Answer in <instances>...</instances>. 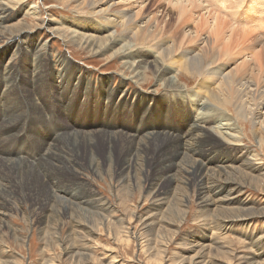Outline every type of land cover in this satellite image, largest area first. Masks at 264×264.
<instances>
[{
	"label": "bare ground",
	"instance_id": "bare-ground-1",
	"mask_svg": "<svg viewBox=\"0 0 264 264\" xmlns=\"http://www.w3.org/2000/svg\"><path fill=\"white\" fill-rule=\"evenodd\" d=\"M53 1L76 14L89 8V16H92L96 25L74 24V28L66 30L64 34H59L60 29L55 26L48 32L64 44L85 50L91 57L99 56L107 61L114 57L122 59L121 69L117 71L120 85L106 93H92L87 77L77 69L71 70L64 56L57 55V87H49L47 81L53 76L47 73L48 67L43 64L48 54L45 47L33 53L31 73L25 81L24 74L15 68L19 64L17 58L20 59L25 53L21 48L14 47V53L7 63L0 65V87H4L0 95V173L5 170L16 172L20 181L19 191H24L21 188L24 185L30 190L16 193L9 184L0 183V222L4 221L1 207L7 206L8 200L19 194L28 195L40 205L45 204L41 212L47 214L42 224L49 217L57 215V212L77 209L82 215H88L90 221L92 217H98L94 225L110 227V230L114 228L116 220L109 219V216L117 218L115 213L120 212L122 215L121 210L105 204L104 200L101 201L90 191L86 192L88 189L85 191L81 163L73 155L79 146H90L95 135L106 136L108 140H123L130 147L117 173L120 176L126 174V178L144 169L145 164L156 158L154 155L158 156L160 149L168 148L167 154H164L167 160L158 158L157 175L152 177L151 188L155 191L160 182L184 187L194 180L198 190V204L202 208L213 207L214 212L222 215H225V211L232 212L225 209L248 185L245 178L250 176L247 175L250 172L245 169H258V164H262L260 155L256 151H248L244 141L252 137L256 147L264 146V31L254 33L255 29H245L243 24L236 25L240 30L229 28L218 14L212 16L207 13L212 19V28L203 37L201 25L197 24L193 31L184 22L185 14L199 7L197 3L202 4L201 0H170L177 11V23L169 35H165V32L171 29L167 27L172 25L173 11L167 10L166 19L161 22H158L155 15L139 17L134 22L135 14L125 11L95 19L97 12L94 11L102 0ZM145 1L139 3L143 13L147 12ZM115 5L109 4L107 8ZM40 12L38 5H30L29 0H0V45L4 43L3 48H12L14 38H7L6 31L14 24L26 23L27 18L34 20L32 22L40 20ZM242 20L246 24L253 23L249 18ZM202 21L206 28L207 19ZM226 28L230 31L227 37ZM225 38L226 44L223 43ZM192 41L198 45L197 51L186 45ZM233 51L239 56L240 63L232 58L234 67L225 72L218 60ZM68 71L81 78L72 86L73 76ZM151 82L157 88L142 93L139 88ZM128 84L136 85L137 90L130 94L126 89ZM77 98L81 99L82 106L90 105V109L94 106L100 109L101 119L106 112H114L118 116L130 114L134 129L140 128L143 117L151 113L154 127L144 131L141 127L140 132L136 133L135 130L130 132L133 125H124L128 129L119 131V123L108 126L97 122H80L77 111H82V107ZM54 109L57 117L50 116ZM170 109L175 112V121L172 114L159 117ZM62 116L65 117L61 119ZM24 118L30 122L26 123ZM104 118L107 123L108 118ZM34 121H44L45 126H38ZM173 125L177 127L171 130ZM37 136L45 140L41 146L35 141ZM211 138L216 139L224 149H217ZM211 153H214L213 157H208ZM224 156L226 158L221 159L225 163L223 171L234 170V173L221 177L220 172L207 165L215 157ZM30 158H36L37 163L34 164L36 160L32 163ZM237 159L242 161V169L228 166L229 161ZM88 163V169L98 173L99 164L91 158ZM223 193L225 195L220 196ZM62 199L65 205H57L56 201ZM119 201L117 207L122 206L121 198ZM167 208L169 210V205ZM151 217L154 216L151 214ZM151 217L138 222L147 227ZM225 220L219 218V223ZM81 227L86 233H91L87 224ZM197 246L192 255L195 261L190 264H207L204 259L206 252L211 249L202 244ZM262 253L264 255L263 250Z\"/></svg>",
	"mask_w": 264,
	"mask_h": 264
},
{
	"label": "rangeland",
	"instance_id": "rangeland-1",
	"mask_svg": "<svg viewBox=\"0 0 264 264\" xmlns=\"http://www.w3.org/2000/svg\"><path fill=\"white\" fill-rule=\"evenodd\" d=\"M140 1L145 0H102L98 8L93 10L97 12L94 18L97 19L112 13L117 15L119 12L125 11L135 14L134 22L139 17L146 15H155L158 22H161L166 19V12L169 10L173 11L171 14L172 25L167 27V29L170 27L171 29H168L165 35L173 33L177 23V11L172 6L173 1L147 0L144 5L147 12L144 13L141 9L142 5L139 4ZM201 2L202 4L197 3L199 7L193 9V12L185 14L184 22L185 26L193 31L197 24L201 25L200 30L203 37L212 28V19L208 14L212 16L218 14L219 18L224 19V22L226 21L225 23L229 28L240 30L236 25L243 24L245 29H255L254 33L260 30L264 31V0H201ZM112 3L116 5L107 8ZM29 4L38 5L41 9L40 20L32 22L34 20L27 18L26 23L14 24L9 31H6V37H13L14 42L13 47H9V49L3 48L4 43L0 45V50L2 49L0 51L1 66H4L14 53V47L21 48L25 54L20 59L17 58L19 64L15 68H17V72L19 70L24 74L23 79L26 81L31 73L33 53L40 47H45L48 54L45 55L43 64L48 67L47 73L53 76L47 81L49 87H57V78L55 77L59 69L55 65V56L57 55L64 56L66 63L70 64L71 70L77 69L87 77L92 93L97 95L99 94L98 91L106 93L107 90L120 85V77H118L117 71L121 69L122 59L114 57L107 61L99 56L91 57L85 50L81 51L70 44H64L48 32L55 26L60 29L59 34H64L66 30H72L74 24L96 25L92 16H89V8H84L80 14H76L53 0H29ZM76 16H80V18ZM242 18H249L253 23L246 24ZM202 19H207L206 28ZM21 31L23 33H20ZM228 31L229 29L226 28L225 37L230 34ZM223 43H227L226 38ZM186 45L195 51L199 49L194 41ZM232 58L235 59L236 63H240L239 56L235 51L218 60L225 72L234 67ZM216 73L220 72L216 71ZM68 74L73 76L71 86L81 79L70 71ZM3 88V86L0 87V95ZM154 88L157 87L151 82L139 89L144 93L143 91L148 92ZM126 89L131 94L132 91L137 90V87L134 84H128ZM161 92L162 90L159 91V93ZM80 100L77 98V102L80 103ZM80 106L82 111H77L80 122H97L108 126L119 123L121 125L118 126L119 128L117 127L119 131L128 129L127 127L133 125L130 114L118 116L114 112H106L104 114V117L108 118L106 123L104 117L101 119L100 109L97 107L94 106L91 108L93 109L92 112H89L91 110L90 105L82 106L80 103ZM132 113L135 116L134 110ZM168 114L173 115V121L176 120L175 112L172 109L160 114L159 117L164 118ZM54 115L57 117L55 109L50 116ZM64 117L62 116L61 119ZM24 119L26 123L30 122L28 119ZM153 119V114H146L142 119L143 123H141L140 128L134 129L133 125L130 132L135 130L136 133H139L141 127L144 128L142 131L154 127L152 126ZM34 124L45 126L44 121H39V123L34 121ZM176 127L177 125H173L171 130ZM50 132L51 129H49ZM42 138L37 136L34 140L41 146L45 141ZM107 140L108 137L106 136L95 135L90 146L86 148L76 147L73 155L81 163L83 172L81 177H83L82 183L85 186V191L88 189L86 192L90 191L101 201L104 200L105 204L121 210L122 215L120 212L115 213L117 218L109 216V219L116 220L114 228L110 230V227L94 225L93 222L98 217H92L90 221L87 218L88 215H82L77 209H71L70 212L62 209L63 212H57V215L49 217L42 224L47 214L41 212L45 204L40 205L34 202L28 195L17 194L8 200L7 206L1 207V212L4 215L1 217L4 221L0 222V264H190L195 261L192 259V255L198 248L197 245L200 244L211 249L210 252H206V259H204L207 264L208 262L209 264H264L262 253V250L264 251V146L256 147L252 137L244 141L248 151L253 150L260 155L259 157L262 159L260 163L262 164H258V169H245L251 173L247 174L251 177L245 178L248 185L242 189L235 200L228 203L229 208L225 210L233 211L230 213L225 211V215H222L218 214L217 211L214 212L213 207L202 208L198 204V190L194 180L184 187H177L175 183L171 182H160L155 191L151 188L152 180L157 175L156 163L160 160L158 158L167 160V156L164 154H167L168 148L160 149L158 156L154 155L156 158L150 160L151 162L149 161L147 165L145 164L144 169L138 172L139 174L136 173L135 176L129 174L126 178V174L120 176L117 173L129 153L130 147L128 148L126 142L120 139L111 138ZM215 140L211 138L215 147L224 149ZM156 148L159 150L158 147ZM213 155L214 153H211L208 157H213ZM90 158L99 164L98 173L88 169ZM225 158L226 156L223 158L215 157L207 166L216 172H220L221 177H226L230 173H234V170L223 171L222 166L225 163L221 159ZM30 159L32 163L33 160H36L34 164L37 163L36 158ZM241 163L242 161L237 159L236 161H229L228 166L242 169ZM0 174V183L9 184L16 190V193H24L30 190L29 187L26 189V185H24L25 188L24 186L21 187L24 191H19L20 181L16 172L5 170ZM8 179L11 181L9 182ZM224 195L223 193L220 196ZM120 198L122 206L117 207ZM75 203L77 202L75 201ZM56 204L63 206L65 200H57ZM151 214L154 217H151ZM43 215L45 217H42ZM149 216L152 218L151 223L147 227L141 226L138 221ZM219 218H226V220L224 223H219ZM85 224L90 228L91 233H86L82 229L81 225Z\"/></svg>",
	"mask_w": 264,
	"mask_h": 264
}]
</instances>
